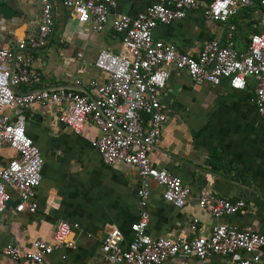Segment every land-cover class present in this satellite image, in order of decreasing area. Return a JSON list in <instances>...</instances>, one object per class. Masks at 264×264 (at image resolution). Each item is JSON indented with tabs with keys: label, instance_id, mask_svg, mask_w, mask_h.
I'll list each match as a JSON object with an SVG mask.
<instances>
[{
	"label": "crops",
	"instance_id": "crops-1",
	"mask_svg": "<svg viewBox=\"0 0 264 264\" xmlns=\"http://www.w3.org/2000/svg\"><path fill=\"white\" fill-rule=\"evenodd\" d=\"M113 1L109 18L118 14L135 17L156 0ZM1 6L15 14L5 17L0 13V48L14 47L35 33L40 11L37 0H0ZM263 18L264 8L255 4L231 19L238 48L261 30L258 23ZM225 32L224 25L194 11L183 19L157 26L153 37L196 55L211 40L223 42ZM100 50L124 53L119 36L109 25L103 32H95L89 23H77L72 11L55 4L51 36L43 49L30 53L31 68L39 81L19 90L24 93L30 89L79 88L75 85L79 81V89L93 96L95 93L87 88L88 81L101 83L106 79L105 73L94 67ZM252 95L250 82L245 90L233 91L225 81L219 86L195 85L184 72L169 71L166 87L159 94L167 121L148 155L156 168L168 171L189 186L190 195L183 208H175L163 199V188L147 180L148 199L143 210L148 215L146 233L150 237H207L218 224L264 236V125L250 102ZM6 112L12 118L17 113ZM19 112L25 117L26 133L38 146L44 165L35 213L20 209L14 192L11 201L0 207V264H28L7 259L4 247L13 244L26 251L36 240L51 244L60 221L79 225L70 237L75 247L53 251L41 264H108L101 250L104 236L113 229L119 230L126 248L132 237L130 226L139 220L137 192L141 180L137 170L102 163L91 147L99 133L90 121L80 135H75L58 123V107L33 104ZM15 156L12 150L0 148V168ZM204 193L230 203L243 200L245 207L233 215L214 218L198 206ZM193 219L198 220L194 232L190 229ZM195 261L174 259L164 264Z\"/></svg>",
	"mask_w": 264,
	"mask_h": 264
},
{
	"label": "built area",
	"instance_id": "built-area-1",
	"mask_svg": "<svg viewBox=\"0 0 264 264\" xmlns=\"http://www.w3.org/2000/svg\"><path fill=\"white\" fill-rule=\"evenodd\" d=\"M40 5L38 24L34 34L18 41L14 47L0 48V148L6 147L15 157L0 168V207L16 193L19 208L30 214L37 210L36 191L41 182L44 161L38 146L27 135L22 109L33 104L59 108L58 123L80 135L87 122L97 129L99 136L91 147L105 165H125L137 170L141 187L137 192L141 209L139 220L130 226L131 240L123 248V235L113 229L101 244L108 264H164L169 260L194 258V264H264V236L239 230L228 225H216L209 236L188 240L181 236L152 238L146 233L148 215L143 210L148 199L147 180L163 188V199L181 209L190 195V188L166 170L158 169L149 158L167 121L159 98L165 89L171 69L184 72L195 85L208 83L219 86L223 81L233 91L252 85L250 102L255 106L264 125V18L260 31L249 36L242 48L235 44L236 27L231 19L240 10L255 4L264 8V0H156L135 17L118 14L110 17L113 0H37ZM72 11L76 22L89 23L95 32H103L109 25L119 36L124 53L100 50L94 67L105 73V81L92 79L87 88L95 95L79 88L30 89L39 81L31 68L30 53L43 49L53 32L54 6ZM198 11L207 19L225 26L223 42L211 40L196 54L179 51L175 45L154 39L153 30ZM80 57V55H79ZM6 111H17L14 118ZM198 206L214 218L237 213L245 207L243 200L230 203L210 193H204ZM197 219L190 224L196 231ZM77 223L58 222L51 244L36 240L29 250L13 244L4 247V255L12 262L41 264L53 251L73 249L71 235ZM241 253L242 257L235 254ZM220 260L210 262L208 259ZM171 264H184L172 262Z\"/></svg>",
	"mask_w": 264,
	"mask_h": 264
},
{
	"label": "water",
	"instance_id": "water-1",
	"mask_svg": "<svg viewBox=\"0 0 264 264\" xmlns=\"http://www.w3.org/2000/svg\"><path fill=\"white\" fill-rule=\"evenodd\" d=\"M0 13H2L5 17L9 16V15H13L15 14L14 11H12L10 8H8L7 6H1L0 7Z\"/></svg>",
	"mask_w": 264,
	"mask_h": 264
}]
</instances>
